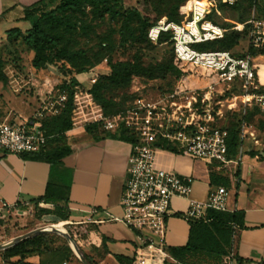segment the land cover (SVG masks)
<instances>
[{
    "label": "built area",
    "instance_id": "obj_1",
    "mask_svg": "<svg viewBox=\"0 0 264 264\" xmlns=\"http://www.w3.org/2000/svg\"><path fill=\"white\" fill-rule=\"evenodd\" d=\"M212 1L235 6L246 0ZM248 1L250 18L234 27H223L209 20L210 7L206 0H189L190 17L183 23L162 17L150 27L151 41L157 43L163 33L169 34L176 57L200 70L203 84L198 88L139 95L125 110L110 116L103 114L89 91L74 93L75 119L101 122L104 131L125 129L129 134L131 153L121 198L123 214L109 219L123 222L136 233L132 264H166L171 258L166 237L168 218L174 214L172 201L175 197L187 198L193 191L194 178L160 167L156 162L157 151H175L179 145L194 158L217 161L224 169L232 165L236 171L242 163L243 147L230 157L229 131L218 125L227 113L240 114L241 140L249 137L254 145L260 144L253 123L246 117L256 111L254 118L264 120V83L259 81L255 65V61L264 60V0ZM233 30L245 32L248 46L243 55L230 50L194 48L223 39ZM97 78L98 73H94L89 85ZM67 98L64 93L55 102H45L32 117L0 123V152L22 155L44 150L49 135L40 119L46 110L57 112L55 104L63 106ZM229 196L228 188L218 185L209 192L206 201L190 199L182 216L187 221L202 220L209 209L228 211ZM90 212L94 214L97 210ZM224 258L226 264H238L234 252Z\"/></svg>",
    "mask_w": 264,
    "mask_h": 264
},
{
    "label": "crops",
    "instance_id": "obj_2",
    "mask_svg": "<svg viewBox=\"0 0 264 264\" xmlns=\"http://www.w3.org/2000/svg\"><path fill=\"white\" fill-rule=\"evenodd\" d=\"M37 1L39 0H0V47L9 44V29L19 27L26 31L30 28V22L23 19L24 9ZM35 70L39 74L34 79L33 87H38L36 93L40 97L37 99L26 96V100L36 104L35 110H38L46 98L43 92L52 86L53 79L45 72L47 68ZM9 96V93L0 94V123L31 117V114L22 113L27 112V101ZM113 133L115 132L110 136L101 133L95 138L81 126L68 130V146L71 151L55 163L0 152V209L25 208L27 205H34L33 200L47 196L49 202H40V206L59 207L69 214L71 218L61 220L62 225L69 223L75 226V236L82 247L92 245L91 248L96 253H87L97 264H125L117 256L128 259L129 264H132L137 244L136 233L123 222L109 219L110 216L123 214L121 198L131 153L130 143ZM157 164L188 175L179 169L177 163L171 166L159 162ZM262 170L260 165L247 168L241 163L240 177H234L232 183L236 190L230 192V206L228 211H224H237L240 216L241 227L235 226V237L229 252H234L238 264H264V192L258 190V186L264 184ZM206 177L208 176L205 179ZM245 184L247 188L242 190ZM203 185L197 182L189 197L173 199L174 214L167 221L168 247L184 246L189 241L191 226L187 225L186 219H180L175 213H184L190 199L206 201L209 187L203 193ZM92 209L97 212L92 214ZM55 217L58 218L57 215ZM28 262L40 264L41 257L32 256L28 258Z\"/></svg>",
    "mask_w": 264,
    "mask_h": 264
},
{
    "label": "rangeland",
    "instance_id": "obj_3",
    "mask_svg": "<svg viewBox=\"0 0 264 264\" xmlns=\"http://www.w3.org/2000/svg\"><path fill=\"white\" fill-rule=\"evenodd\" d=\"M208 2L210 5L213 4L212 0H208ZM123 3L127 7H135L139 9V11L143 15H148L151 18H153L157 14L156 11H164V5L161 4L159 0H123ZM219 6L220 7L212 14L213 19L209 17L208 19L223 27H234L240 24L242 18L245 20L250 18L252 13L251 7L248 4H244L242 6L241 4H238L236 7L226 5ZM178 11L181 21L187 19L190 14L189 0L182 2ZM161 16L165 17L166 15L162 14ZM73 21L77 22V28L72 31V34L65 33L66 36L64 38V41H66V43L70 47H72L75 52L78 53V65H72L71 69L70 67H68V65L70 64L67 63H64L63 67L60 66V63L47 67V70H45V72L51 76L53 82L52 86L43 92V96L46 98L44 99L45 101L40 105L43 106L45 102H55L56 99H58L62 94L72 92V109L67 118H65L66 121L70 123L71 129L75 127L78 128L80 126L86 128L88 125L96 124L98 125V130L104 131L101 122L92 123L86 120H79L74 118L76 117V114L73 111L76 106L74 93L76 90L90 92V77L94 73H98V77L100 75H106L110 72L111 63L140 58L141 61L145 64H155L160 63L165 59H171L174 64L178 65L179 69L185 70L189 68V65L187 63L180 64L177 62V59L174 56L169 44H156L145 37L142 31H138L135 34L136 36H134L131 31L133 28L138 26V23L135 20L133 21L130 29L125 32V35L122 34L121 31L122 19L118 18L116 20H113L108 15H106L103 19H93L89 12V7L85 8L84 14L74 15ZM237 32L239 31L233 30L229 33ZM239 38V45L235 47L234 50L236 52L242 53L247 48L248 43L246 37L243 34L240 35ZM194 48L200 51L210 48V46L196 45L194 46ZM0 55L4 58V72L7 77V80L5 82L0 81V94L2 93V95H4L5 93H9V97H16L21 101H27L25 103L27 112L22 111V113L31 114L32 117L36 111L35 108H37V105H33V103L28 102L26 98H31V96H34L38 99L40 97L36 93L38 87H33L34 79H36L37 74H39V71L35 70L36 68H34L31 63L33 53L29 51L25 47V45L19 43L15 46L7 44L0 47ZM255 65L257 67L256 71L258 79L261 83H264V60L259 59L255 61ZM82 66L85 67L86 73L77 76L82 82L78 83L77 85H72L71 75L77 74V71ZM195 68L197 69V67ZM202 84L203 81L195 75L180 78L176 77L172 73H168L164 78L153 79L136 76L133 78L129 87L111 90L106 93V96L111 97L114 102L127 105L130 102L133 94L155 96L167 89H195ZM91 98H93L96 104L101 107V105L95 100L94 97ZM55 107L58 108L57 112H50L49 110H46V114L40 119L44 126H46V124L53 126L55 118H60L62 117V115L66 114L65 111L67 109V106H61L56 103ZM223 108L225 109V107ZM102 112L104 115H106L103 109ZM228 116L226 118H223L222 121L218 123V125L224 126L225 122L231 123L232 118H229ZM15 121L19 122L20 119L16 118ZM252 123L253 128L256 131V137L259 140L260 144L254 145L253 140L249 137L241 140L239 128L240 143L237 147V153L239 152L240 148L243 147L242 164L247 168L254 165H260L261 167H263L262 171L264 173V121L261 120V118H257L254 119ZM117 131H105V134L110 136L112 132ZM46 133L49 135V139L47 142L48 146L53 143L54 139H59V142L63 141L66 145H68L70 137V135L67 134L68 130H64L62 133L52 132L51 134H49L46 130ZM250 149H253L254 154L249 152ZM156 160L157 162L165 166H171L177 163L179 169H181L185 173H188V175L194 178V184L197 182L204 184L201 187L203 193L205 192L207 187H209L208 192H210L218 186L216 184H208L210 183L211 175L213 174L222 176L229 180V192L236 190L235 186L232 187L233 178L235 177V170L232 165L224 169L217 161L194 158L193 156L183 151V149L179 145L176 146L175 151H157ZM175 172L183 174L178 170H175ZM205 176H208L206 177L207 181L205 179ZM242 187V190L246 189L247 184ZM258 188L259 191L264 192V184L258 186ZM228 206H230V202L228 203ZM52 211H55L54 208H49L47 206L35 207L32 204L27 205L25 208L15 207L0 209V244L11 239H16L36 229L47 227L50 224L62 225L63 221L55 217ZM178 217L182 220H185L183 216ZM187 225L190 227V222H188ZM70 226L71 224L69 223H65L64 225V229L69 233ZM63 238L66 239L65 237ZM208 240L209 239L204 240L205 244H212L211 240ZM23 241H20L19 243L11 246L15 248H12L10 250L8 249L11 247L0 249V264H4L6 261L9 264H12L16 263L17 261L22 262L23 260L29 263L28 258L32 256L25 258L22 257L21 243ZM58 241H60L61 243L63 242L62 240L57 239L56 243H58ZM67 243L69 244L68 241ZM17 245L19 246L16 248ZM91 246V244L84 245L82 249L86 253L94 252ZM15 252H17V254H15ZM96 257L99 258L98 255H96ZM68 261L70 262V264H84L76 254L69 257ZM166 264H226V262L224 257L222 258L216 253L212 254L206 251H201L189 253L185 256L183 263L176 262L172 258H168Z\"/></svg>",
    "mask_w": 264,
    "mask_h": 264
},
{
    "label": "trees",
    "instance_id": "obj_4",
    "mask_svg": "<svg viewBox=\"0 0 264 264\" xmlns=\"http://www.w3.org/2000/svg\"><path fill=\"white\" fill-rule=\"evenodd\" d=\"M152 1V0H150ZM164 6V11H156V15L151 18L148 15H143L139 9L135 7H127L124 5L123 0H39L24 9V20L30 22V28L26 31H22L19 27L9 29L7 31L8 45L15 46L19 43L25 45V47L33 53L31 59L32 66L36 69H45L51 65L60 63L70 64L68 67L72 68V65H78L77 52L70 47L64 38L65 33L72 34V31L77 28V22L73 21V16L78 14H84L85 8L89 7V12L93 19H103L108 15L113 20L122 19V34L130 29L133 21H137L138 26L133 28L131 33L135 34L139 31L143 32L145 37H148V31L159 19L162 18V14L168 20L183 23L189 17L183 21L179 18L180 4L186 0H159ZM157 2V1H156ZM206 2L209 4L208 0ZM242 5L248 4L251 6V2L246 0L239 3ZM238 5V4H237ZM237 5L233 6L236 7ZM210 12L208 17L213 19L212 14L220 6L213 2L209 4ZM245 19H241L244 22ZM245 36V32L227 33L223 39L216 41L201 43L199 45H209L210 48L205 50H230L235 55H243V52H236L235 47L239 45L240 35ZM150 40V39H149ZM153 42V41H152ZM156 44H169L172 52L175 55L172 41H169V34L163 33ZM254 52V51H253ZM177 59L178 63H187L180 59ZM188 69L181 70L178 65L174 64L171 59H165L160 63L145 64L140 58L127 61H117L111 63L110 72L106 75H100L96 82L90 85V93L95 100L101 105L106 116L117 114L125 110L129 103L133 101L138 94H133L130 102L127 105H123L118 102H114L111 97H107L106 93L118 89L127 88L130 86L132 80L136 76L153 78H164L168 73L174 74L176 77H189L195 75L200 78V70L195 66L187 63ZM71 72V71H68ZM86 73L85 67H80L77 74L71 75L72 85L81 83L80 78L77 76ZM7 77L4 72V58L0 55V81H6ZM178 90V88L167 89L161 93H170ZM68 98L65 103L67 109L66 114L60 118H55L53 126L46 124L43 127L49 134L52 132L62 133L64 130L71 129L70 123L66 121L68 114L72 109V92L67 93ZM256 111L251 112L246 118L248 121L253 122L254 114ZM229 115V116H228ZM232 118V122H225L224 126L229 131L228 146L229 156L233 157L237 153V147L240 143L239 139V125L241 117L239 113H227L226 117ZM225 117V118H226ZM261 120H263L261 118ZM264 121V120H263ZM98 125H88L86 130L90 132L95 138L99 137L101 133L105 134V131L98 130ZM114 136L129 142L130 137L125 129L119 130L113 133ZM171 148L170 146H167ZM174 150V149H172ZM71 149L65 142H59V139H54L53 143L42 150L39 153L22 154L24 158H35L40 160H46L51 163L58 162L60 158L68 153ZM254 154L253 151H249ZM241 164L238 165L235 171V177H240ZM223 185L228 188L229 180L218 175H211L210 185ZM35 207H40V202H49L47 196L35 199L32 201ZM55 211H52L60 220H68L69 214L62 208L55 207ZM176 216H182V213H175ZM191 224V234L189 241L186 245L180 247H168V253L176 260L183 262L185 256L191 252L206 251L208 253L217 254L220 257L226 256L233 244V234L235 226L241 227L240 216L237 211L223 212L213 209H209L205 219L202 220H189ZM70 234L76 241L81 253L85 260L89 264H97L93 257L86 253L75 236V226H70ZM62 240L61 243L58 241ZM211 240L212 244H205L204 240ZM54 240V241H53ZM208 240V241H209ZM22 245V257H30L39 255L41 257L40 264H59L63 261H68V258L74 256V252L66 239L55 233H40L33 236L21 243ZM209 245V246H208ZM19 245L16 246V248ZM15 248L11 247L8 250ZM7 250V251H8ZM17 254V252H15ZM22 258V259H23ZM117 258L125 263L129 264V260L122 256ZM16 264H28L24 260L22 262L17 261Z\"/></svg>",
    "mask_w": 264,
    "mask_h": 264
},
{
    "label": "water",
    "instance_id": "obj_5",
    "mask_svg": "<svg viewBox=\"0 0 264 264\" xmlns=\"http://www.w3.org/2000/svg\"><path fill=\"white\" fill-rule=\"evenodd\" d=\"M55 233V234H58V235H61L63 237H65L67 239V241L69 242L71 248L73 249V251L75 252V254L78 256V258L84 263V264H89L83 254L81 253L76 241L73 239L72 235L66 231L65 229H60V228H48V227H43V228H39V229H36L32 232H29V233H26L16 239H11L7 242H4L2 244H0V249H6V248H9L17 243H19L20 241H23L25 239H28L30 237H33L35 235H38L40 233Z\"/></svg>",
    "mask_w": 264,
    "mask_h": 264
},
{
    "label": "bare ground",
    "instance_id": "obj_6",
    "mask_svg": "<svg viewBox=\"0 0 264 264\" xmlns=\"http://www.w3.org/2000/svg\"><path fill=\"white\" fill-rule=\"evenodd\" d=\"M48 228H60V229H64V226L61 224H50L49 226H47Z\"/></svg>",
    "mask_w": 264,
    "mask_h": 264
}]
</instances>
